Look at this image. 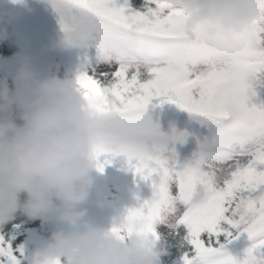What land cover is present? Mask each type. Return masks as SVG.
<instances>
[{
	"label": "snow or ice",
	"instance_id": "obj_1",
	"mask_svg": "<svg viewBox=\"0 0 264 264\" xmlns=\"http://www.w3.org/2000/svg\"><path fill=\"white\" fill-rule=\"evenodd\" d=\"M60 28L98 37L76 74L84 98L105 119L94 156L123 155L153 196L127 209L129 225L156 235L165 214L183 228L181 264H264V16L229 37L183 25L179 0H50ZM186 110L202 129L191 166L169 150L188 135L162 133L146 111L153 100ZM196 189L202 198L193 201ZM0 234V264H22Z\"/></svg>",
	"mask_w": 264,
	"mask_h": 264
},
{
	"label": "clouds",
	"instance_id": "obj_2",
	"mask_svg": "<svg viewBox=\"0 0 264 264\" xmlns=\"http://www.w3.org/2000/svg\"><path fill=\"white\" fill-rule=\"evenodd\" d=\"M186 30L205 37H229L264 16V0H179ZM98 37L87 26L62 28L52 46L86 52ZM105 117L84 98L76 76L38 75L26 56L11 76L0 77V226L17 215L54 217L72 225L50 234L28 264H160L168 241L159 226L173 228L165 214L154 225L156 235L131 226L125 216L111 227L78 222V208L88 196L96 158L97 129ZM173 163L191 166L189 158ZM193 191V201L202 198Z\"/></svg>",
	"mask_w": 264,
	"mask_h": 264
},
{
	"label": "trees",
	"instance_id": "obj_3",
	"mask_svg": "<svg viewBox=\"0 0 264 264\" xmlns=\"http://www.w3.org/2000/svg\"><path fill=\"white\" fill-rule=\"evenodd\" d=\"M134 2L139 4L141 0H134ZM16 12L29 15L42 14L47 20V23L42 26L41 46L38 52L40 62L44 66L37 74L44 76L55 73L58 76H76L85 52L80 49L59 50L52 46V42L60 34L61 28L50 0H0V77L7 76L11 83L13 73L6 71L3 67L16 65L21 55L18 37L14 33ZM52 32L55 34V38L52 37ZM87 51L89 56L95 53V49L92 47ZM146 111L156 119L154 123L165 135L170 134L173 129L188 133L183 143L177 141L171 147L180 145L184 151L188 146L196 147L195 136L199 134V128L195 126L192 128L190 125H185L184 121L177 120V114L179 115V112L183 110L179 109L176 104L168 101L159 102L154 99L147 106ZM168 112H174L173 116L171 117ZM186 118L187 116H182V119ZM125 173H132L136 179L141 180L139 174L133 171L131 164L123 155L102 154L96 158L95 165L91 170L93 182L89 188L88 196L84 200L91 205L90 209L86 211L88 214L98 213L103 208V204L111 205L124 195L125 185L121 176ZM155 179L153 176L150 181L152 196V182ZM83 202L78 205V208ZM126 211L127 209L117 211L113 222L107 227H111L122 219ZM37 218L17 215L11 222L0 226V234L5 235L13 246H18L22 250V264H28L32 252L38 248L36 243L30 241L32 234L43 241L41 244L43 246L52 232L60 230L61 226L66 225L51 216L43 217L41 224L36 225ZM66 229H68L67 226ZM183 231L181 227L175 233L169 228L163 232L168 241V253L161 256L160 264H181L179 244Z\"/></svg>",
	"mask_w": 264,
	"mask_h": 264
},
{
	"label": "rangeland",
	"instance_id": "obj_4",
	"mask_svg": "<svg viewBox=\"0 0 264 264\" xmlns=\"http://www.w3.org/2000/svg\"><path fill=\"white\" fill-rule=\"evenodd\" d=\"M45 19L41 15H27L20 14L17 17L15 31L18 35V40L22 49L21 56H26L30 62L33 70L38 73L42 70L44 64L38 59V49L41 43V35H42V26L45 23ZM18 63L14 66L3 67L6 71L12 72L14 74ZM257 93L260 99H264V87H258ZM179 109L183 110L177 114V120H182L185 122V125H190L192 128L198 127L200 131L202 130L198 125L196 119L188 113L186 110L179 107ZM152 121L154 119L150 113H148ZM168 114L172 117L174 112H168ZM185 115L187 118L184 120L182 116ZM177 153V160L183 161L186 158L191 156L192 152L183 153L179 149L174 148ZM121 180L125 185V193L121 199L116 201L113 205L103 207L100 209L98 213H94L93 215L88 214V211L91 207L90 203L84 201L80 208L85 210L84 216L81 218V221L78 222L79 226H83L85 222L95 224L98 226L107 227L111 221L113 220L114 213L123 207H135L140 202L144 200L151 199L149 189H150V181L145 179H136L132 173H125L121 176ZM43 217H38L36 221V225H40ZM66 225L61 226L60 229H66L71 227L67 222H64ZM167 229L166 226H159V233L165 232ZM31 242H34L38 245V248L41 247L42 240H39L35 237L34 234L31 235Z\"/></svg>",
	"mask_w": 264,
	"mask_h": 264
}]
</instances>
